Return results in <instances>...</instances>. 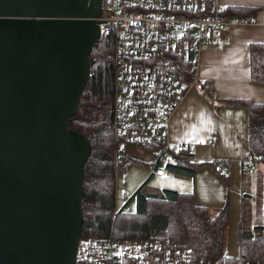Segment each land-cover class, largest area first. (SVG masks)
<instances>
[{
	"label": "water",
	"instance_id": "95a60500",
	"mask_svg": "<svg viewBox=\"0 0 264 264\" xmlns=\"http://www.w3.org/2000/svg\"><path fill=\"white\" fill-rule=\"evenodd\" d=\"M98 1L0 0V264H76Z\"/></svg>",
	"mask_w": 264,
	"mask_h": 264
},
{
	"label": "built area",
	"instance_id": "2783aa9c",
	"mask_svg": "<svg viewBox=\"0 0 264 264\" xmlns=\"http://www.w3.org/2000/svg\"><path fill=\"white\" fill-rule=\"evenodd\" d=\"M98 6L100 37L113 40L112 136L120 145L147 148L155 155L151 173L163 176L170 152H193L190 146L173 147L167 135L169 116L194 84L183 78L178 61L192 60L194 70L201 48L214 45L220 30L255 20L223 17L226 9L217 0H99ZM244 164L260 176L264 220V157H246ZM213 170L228 173L224 162ZM83 243V259L91 264H226L197 260L186 248L157 238L99 237Z\"/></svg>",
	"mask_w": 264,
	"mask_h": 264
},
{
	"label": "trees",
	"instance_id": "16d2710c",
	"mask_svg": "<svg viewBox=\"0 0 264 264\" xmlns=\"http://www.w3.org/2000/svg\"><path fill=\"white\" fill-rule=\"evenodd\" d=\"M254 12L250 8H228L223 17H248ZM112 48L110 35L100 37L92 45L89 76L80 95L77 112L67 121V126L84 135L90 144V154L83 166L80 239L157 238L186 248L197 260L220 259L226 264L264 263V220L261 225L246 230L241 226V215L235 230L238 254L236 257L222 255L229 223L227 203L211 212L207 207L195 204L192 193L170 189L142 192V185L128 199L133 200V209H128V213L116 212L117 172L126 171L130 165L146 164L126 157L123 153L125 145H120L111 133ZM191 61H178V68L187 82L194 79V63ZM248 66L250 82L264 85V43L248 46ZM200 90L209 102L217 100L207 85H200ZM214 107H242L245 110L247 157L263 158L264 104L231 99L219 100ZM205 165L210 163L195 162L187 150L179 149L169 153V164L165 169L167 173L192 178L194 170ZM219 177L226 184L227 176L219 174ZM125 205L120 207L124 209ZM76 264L91 263L76 257Z\"/></svg>",
	"mask_w": 264,
	"mask_h": 264
},
{
	"label": "crops",
	"instance_id": "0c3cea01",
	"mask_svg": "<svg viewBox=\"0 0 264 264\" xmlns=\"http://www.w3.org/2000/svg\"><path fill=\"white\" fill-rule=\"evenodd\" d=\"M217 3L223 9H254L251 17L255 22L222 29L214 45L201 48L195 65L194 84L187 89L169 116L167 135L173 147H192L193 152L190 154L193 161L210 163L194 170L192 178H177L183 181L178 183V192L192 193L195 204L216 210L225 204V188L228 187L229 225L233 222L237 226L243 205L240 193L245 190L244 174L258 180L260 177L250 174L244 164L247 157L245 110L242 107L214 106L218 105L219 100L231 99L264 104V85L250 82L248 66V46L264 43V0H217ZM202 84L210 87L216 101L211 103L202 95ZM216 162H224L228 169L227 187L222 184L219 173L213 170ZM144 163L148 165H130L126 169L124 187L127 191H134L147 177L161 179L170 174L154 175L151 173L152 161ZM172 180L169 178L164 183L178 182ZM164 183L160 181L159 185L171 187L164 186ZM246 185L249 186V182Z\"/></svg>",
	"mask_w": 264,
	"mask_h": 264
},
{
	"label": "rangeland",
	"instance_id": "374dc122",
	"mask_svg": "<svg viewBox=\"0 0 264 264\" xmlns=\"http://www.w3.org/2000/svg\"><path fill=\"white\" fill-rule=\"evenodd\" d=\"M236 26H241V25H236ZM208 46V45H204ZM195 71V69L193 70ZM124 153L126 157H129L131 159H137V160H142L144 162H151L152 163L155 161V155L148 151L144 147H139V146H133V145H125L124 146ZM148 165V163H146ZM247 173V172H245ZM125 171H119L117 172L115 176V210H118L120 206L126 203L125 208L132 210L134 206L133 200H128L132 193L137 190L140 186L143 185L142 187V192H156L158 190H161L162 188L174 190V191H180L178 188H180V185L178 183L183 182L179 179H185L182 177H177L174 176L173 174H168L166 178H146L144 181H142L138 187L134 191H128L124 187V179H125ZM258 178L260 177L258 173H256ZM255 176V175H253ZM172 178L173 180H176L178 182L170 184L164 183L167 179ZM179 178V179H177ZM255 179V177H253ZM253 178H250V176H247V174H244L243 178V183L245 179V186L244 189L240 193V198L241 202L243 203L242 208H241V226L242 228H245L246 230H252L255 226H259L262 224L263 219H262V185L259 180L256 178L255 180ZM172 180V181H173ZM160 181L164 183V186H171V187H162L160 184ZM171 181V180H170ZM222 182V181H221ZM249 182V186L246 185ZM186 183V182H185ZM187 184V183H186ZM222 184L227 187L228 183ZM243 184V185H244ZM190 184H188L189 186ZM160 186V187H159ZM230 191V190H229ZM229 191L228 187L225 188V201L224 203H227L228 210H229ZM246 196V197H245ZM245 197V198H244ZM127 201V202H126ZM215 209H210L211 212H214ZM240 217V215H239ZM239 221V219H238ZM236 230V223L232 224L228 223V227L226 230L225 234V240H224V245H223V253L222 255L227 256V257H236L238 254V248L236 245V241L234 239V234ZM84 239H79L78 243V251H77V257L79 259H83L84 256Z\"/></svg>",
	"mask_w": 264,
	"mask_h": 264
}]
</instances>
